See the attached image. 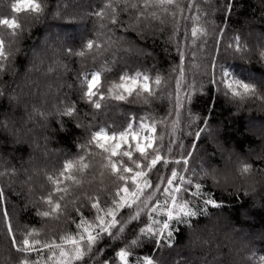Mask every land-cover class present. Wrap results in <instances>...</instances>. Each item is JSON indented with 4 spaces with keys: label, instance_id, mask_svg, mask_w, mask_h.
I'll use <instances>...</instances> for the list:
<instances>
[{
    "label": "trees",
    "instance_id": "trees-1",
    "mask_svg": "<svg viewBox=\"0 0 264 264\" xmlns=\"http://www.w3.org/2000/svg\"><path fill=\"white\" fill-rule=\"evenodd\" d=\"M39 2L41 10L31 14L25 23L27 13H12V0H0V17H15L25 23L13 37L6 26H0V38L5 41V56L0 57V190L3 191L0 208L7 207L13 224L19 221L35 228L31 238L46 243L61 244L62 235L75 234L77 229L67 222L62 211L42 217L26 199L27 194L31 190L30 198L40 203L42 212L49 210V205L41 200V192L51 194L62 208L77 200L84 190L93 196L99 191L102 199L106 189L114 193L111 173L102 166L99 150L93 148L89 154L78 145L98 127L122 130L128 117L135 115L137 120L141 117L156 120L157 140L165 155L169 147L175 155L182 151L179 145L169 146L170 134L181 139L187 148L195 138L182 133L188 132L189 126L193 131L202 129L191 167L199 170L202 166L210 173L215 170L214 174L198 176L197 181L201 183L203 199L212 198L218 206L205 205L203 199L192 200V206L201 209V214L190 219V226L170 222L172 235L165 236L168 242L159 245L154 238L142 234L147 223L146 212L137 215L133 208L118 213L117 223L110 232H97L96 240L84 246L81 257L73 264H104L106 260L109 264H119L116 252L121 248L151 256L153 264H261L264 257V130L260 129L264 128V0H192V9L185 7L182 13L177 10V16L182 15L187 21L179 19L177 27L169 10L168 31L147 36L134 29L124 32L119 26L112 29L110 17L107 20L95 17L100 5L114 0ZM144 11H156L159 18L163 10L149 7ZM193 26L198 29L195 38L191 36ZM173 29L186 52L183 76L172 46L175 41L169 37ZM122 37L133 46L132 52L126 50ZM237 37L240 51H236ZM90 38L94 46L84 48ZM228 43L232 48L225 52ZM217 54L213 80L210 58ZM173 68L177 69L175 73ZM137 69L148 71L153 77L157 72L161 75L162 84H153L154 96L148 98L147 104L133 94L130 101L106 100L104 107L96 110L85 100L82 75L100 71L107 89L109 81H118L121 71ZM225 70L230 77L255 85V93L232 97L222 83ZM176 77L180 78L179 85ZM178 88L182 114L173 110ZM257 125L260 128H255ZM77 155H84V163L89 165L83 172L73 170L72 174L82 183L68 180L60 185L67 187V192H52L47 177L58 176L63 161H75ZM245 163L249 165L246 172L242 171ZM170 172V168L161 164L160 171H153L148 177L154 182L150 183L151 192L145 189L141 196L155 203L159 195L163 204L165 194L155 184L166 183L162 174ZM18 173H24L20 181ZM94 215V211L85 209V219L92 220ZM76 216L73 212V217ZM65 247L71 249V245ZM53 251L58 255V249ZM47 254L48 250L44 249L41 258ZM7 256L8 242L0 219V261ZM31 258L36 259L34 253Z\"/></svg>",
    "mask_w": 264,
    "mask_h": 264
},
{
    "label": "snow or ice",
    "instance_id": "snow-or-ice-1",
    "mask_svg": "<svg viewBox=\"0 0 264 264\" xmlns=\"http://www.w3.org/2000/svg\"><path fill=\"white\" fill-rule=\"evenodd\" d=\"M149 7L163 10L161 16L158 18L156 11H144V9ZM185 7L189 10L192 9V0H186V3H182L181 0H139V2L121 0V2L117 3L114 0L112 3L100 5V11L95 12L94 15L98 18L103 17L104 20L110 17L111 24L109 27L112 29L119 26L123 32L128 29H134L146 36L156 33L163 35L165 31H168L166 21L169 16V10H171L172 22L177 24L178 27V20L184 19L187 21V18L182 15L178 17L177 10L182 13ZM10 10L12 13H27L28 17H26L25 21L27 23L31 14L38 13L41 10V4L39 0H19V2L18 0H12ZM191 15L192 13L189 12V16ZM141 17L145 19L141 21ZM205 19H207L206 16ZM25 23L15 17H0V26H6L11 31L12 37L15 36L16 30L20 29ZM197 31V27L193 26L191 29L193 38L197 36ZM200 31L207 35L205 29L201 28ZM169 37L175 41L172 46L176 49L179 61L178 70L180 75L183 76L186 60L185 49L181 44L180 37L176 35V29L169 32ZM122 41L127 44L126 50L132 52L133 46L124 40L123 37ZM4 43V39L0 38V57L5 56ZM218 44L219 41H217ZM93 46L94 41L91 38L83 45L84 48L88 49ZM231 48L232 44L228 43L225 45L224 50L228 52ZM240 50L241 45L237 37L236 51ZM218 55L210 58L213 68V80L216 57ZM176 71L177 69L173 68V72L175 73ZM82 79L83 96L91 107L96 110L104 107L103 102L106 100L130 101L133 94L137 98H142L143 103L147 104L148 98L154 96L153 84L156 86L162 84L159 72L153 77L148 71L142 69L121 71L118 81H109L107 89L104 87L102 74L98 70L82 75ZM176 83L177 85L180 84L179 77H176ZM222 83L232 97H245L250 94L253 95L256 91L255 85L230 77L227 70L224 71ZM179 91H181L180 88L177 89V102L173 106V110L182 114L183 108ZM142 94H144L143 97ZM189 115L191 114L189 113ZM157 131L155 119L149 120L141 117L137 120L135 115L128 117L126 126L122 130L109 131L105 127H98L90 131L88 138L82 145H78V148L89 154H91L93 148L99 150L98 155L102 157V166L111 173L110 179H112L115 192L112 193L110 188L106 189L102 199L101 192L97 191L95 196H93L88 190H84L81 191L77 200L70 202L63 208L59 201L54 202L51 194L44 195L41 192V200L49 205V210L41 212L39 211L40 203L31 200L30 195L32 193L30 190L26 199L34 204L40 216L49 217L62 211L67 222L77 229L75 234L62 235L60 237L61 244L46 243L31 238L32 234L36 232L35 228L27 227L19 221L14 225L7 207L0 208V219L3 221L5 240L8 242V256L0 261V264H73L77 258L81 257L84 246L86 244L91 245L96 240L97 232H110L113 225L117 223V214L132 211L133 208L136 209L137 215L142 214V211L148 214L147 223L143 225L142 234L146 233L149 238H154L157 245L162 242H168L164 240V237L172 235L170 222L188 224L190 226V219L201 214V209L192 206V200L200 201L203 199L201 183L197 181V177L215 173V170L210 173L202 166L199 170L191 167L196 141L200 138L202 129L198 128L193 131L191 126H189V131L182 133V135H191L195 138L187 148H185L181 139L175 137L174 134L169 135V146L179 145L182 150L179 155H175L171 147H169L167 155L163 153V146L157 140ZM76 161L79 163L77 164ZM84 161V155H77L75 161L65 159L58 176L49 175L47 177L51 181V191L54 193L67 192V187L61 188L60 185L68 180H72L78 185L81 184L82 182L72 173L73 170L83 172L84 169L88 168L89 165L84 163ZM161 164L171 169L170 174H162L166 183L155 184L157 189H163L165 200L161 204L159 195H157L155 203H149L141 196V193L145 189L151 192L150 183L154 182H150L148 177L153 171L159 172ZM180 168H183L184 171L181 172ZM248 170L249 165L243 164L242 171L246 172ZM23 176L24 173H18L17 180L20 181ZM177 180L180 182H177ZM181 194H183V198ZM145 195L147 194L145 193ZM149 199L151 198L149 197ZM73 203L75 207L72 206ZM203 203L214 207L218 206L216 200L212 198L203 199ZM2 204L3 191L0 190V205ZM85 209L95 212L94 219L84 218ZM73 212H76V218L73 217ZM157 216L160 218L157 219ZM65 245H71V249L69 250ZM53 248L58 249V255L53 251ZM44 249L48 250V254L46 257L41 258V252ZM33 253L36 256L35 260L31 258ZM116 259L119 264H153L151 256L137 255L124 248L117 250ZM104 264H109V262L106 260ZM261 264H264V257H261Z\"/></svg>",
    "mask_w": 264,
    "mask_h": 264
},
{
    "label": "rangeland",
    "instance_id": "rangeland-1",
    "mask_svg": "<svg viewBox=\"0 0 264 264\" xmlns=\"http://www.w3.org/2000/svg\"><path fill=\"white\" fill-rule=\"evenodd\" d=\"M54 32H55V31H54ZM55 37H57V36H55ZM46 45H47V44H46ZM46 45H45V46H46ZM46 47H47V46H46ZM260 126H261V125H257L255 128H257V129H258V128H260ZM260 129L264 130V128H263V127H262V128H260ZM262 132H264V131H262ZM262 134H264V133H262ZM216 152L219 154V152H220V151L218 150V148L216 149ZM230 235H231V234H230Z\"/></svg>",
    "mask_w": 264,
    "mask_h": 264
}]
</instances>
